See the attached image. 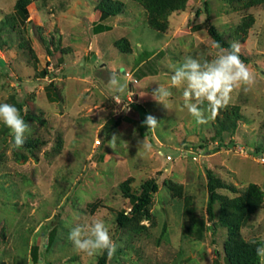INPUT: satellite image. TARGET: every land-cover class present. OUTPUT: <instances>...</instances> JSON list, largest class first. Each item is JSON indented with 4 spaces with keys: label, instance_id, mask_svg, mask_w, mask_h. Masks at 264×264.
<instances>
[{
    "label": "rangeland",
    "instance_id": "obj_1",
    "mask_svg": "<svg viewBox=\"0 0 264 264\" xmlns=\"http://www.w3.org/2000/svg\"><path fill=\"white\" fill-rule=\"evenodd\" d=\"M15 1L0 0V103L15 105L29 131L16 148L0 122V264H96L100 253L79 252L68 240L73 226L92 219H103L118 245L105 264H224L221 206L243 198L250 183L261 201L239 234L264 245V0H185L154 12V26L138 0H113L121 12L103 19L109 29L98 33L97 0H27L21 23ZM209 25L239 43L254 83L200 124L182 87L166 100L152 94L171 86L185 56L215 58ZM112 72L124 92L110 85ZM148 114L155 129L143 124ZM206 169L219 183L212 221ZM149 178L157 189L146 216L117 226V213L130 208L121 184L137 192Z\"/></svg>",
    "mask_w": 264,
    "mask_h": 264
},
{
    "label": "clouds",
    "instance_id": "obj_2",
    "mask_svg": "<svg viewBox=\"0 0 264 264\" xmlns=\"http://www.w3.org/2000/svg\"><path fill=\"white\" fill-rule=\"evenodd\" d=\"M213 46L217 49L214 59L201 62L198 57L185 56L174 68L170 77L171 86L159 85L152 94L157 101L166 100L172 95L171 87H182L184 107L200 124L207 122L208 113L215 115L226 107L236 89L246 92L254 83L252 71L240 58L239 43L232 42L229 47H223L219 42H214ZM119 75L118 72H112L109 83L118 92H124L127 85L120 84ZM0 122L10 130L14 147H23L29 124L20 110L11 103H0ZM143 124L148 129H155L159 123L153 115L148 114ZM141 144L145 148L151 147L143 141ZM109 146H116L115 136L109 141ZM68 240L77 251L89 256L105 251L112 256L118 247L103 219H92L73 226L69 231ZM255 252L258 258L264 259V245L257 246Z\"/></svg>",
    "mask_w": 264,
    "mask_h": 264
},
{
    "label": "trees",
    "instance_id": "obj_3",
    "mask_svg": "<svg viewBox=\"0 0 264 264\" xmlns=\"http://www.w3.org/2000/svg\"><path fill=\"white\" fill-rule=\"evenodd\" d=\"M185 0H138L147 11V23L150 26H154L153 17L154 12L173 11L183 7ZM263 0H246L248 4H258ZM27 0H16L14 3V17L20 23L27 18L26 10ZM95 10L98 12L97 21L91 26L92 33H98L109 29L108 25L102 24L101 21L106 17L116 15L121 12V3H117L113 0H97L94 4ZM203 10L206 11V5L203 4ZM208 34L212 39V42H219L223 47H229L230 43L225 41L220 34L215 30L212 25L208 26ZM126 47H121V51H124ZM143 57L145 56L142 55ZM240 58L246 61L245 57L240 54ZM139 59L138 61H140ZM45 71L43 70L41 74ZM45 95L47 98H52L53 91L51 84L48 83L45 86ZM139 113L144 112L143 109L136 106L134 108ZM225 125L222 127L224 128ZM264 152V151H263ZM206 203L205 213L209 220L213 219V204L217 199L216 188L219 187V183L215 180L213 173L206 169ZM121 188L128 202L130 208L128 213L119 211L115 217V223L117 226H124L134 217L146 216L147 208L150 203L151 195L157 189V184L154 179L149 178L143 181L139 185L137 192L129 191L128 187L121 184ZM261 201V191L254 183L248 184L244 197H234L230 202L221 206V223L226 227L227 235L224 239L221 247L222 258L224 264H259V258L256 255L255 248L263 245V241L252 239L245 241L239 234V227L245 221L247 216L256 209ZM213 224L211 226V232H213ZM52 240V235L47 237L45 245H48ZM108 256L107 251L100 253L96 260V264H105ZM216 257V253H215ZM31 259L36 260L35 247H32Z\"/></svg>",
    "mask_w": 264,
    "mask_h": 264
},
{
    "label": "built area",
    "instance_id": "obj_4",
    "mask_svg": "<svg viewBox=\"0 0 264 264\" xmlns=\"http://www.w3.org/2000/svg\"><path fill=\"white\" fill-rule=\"evenodd\" d=\"M166 159H169V156L168 155H166Z\"/></svg>",
    "mask_w": 264,
    "mask_h": 264
},
{
    "label": "crops",
    "instance_id": "obj_5",
    "mask_svg": "<svg viewBox=\"0 0 264 264\" xmlns=\"http://www.w3.org/2000/svg\"><path fill=\"white\" fill-rule=\"evenodd\" d=\"M105 24V23H104Z\"/></svg>",
    "mask_w": 264,
    "mask_h": 264
}]
</instances>
